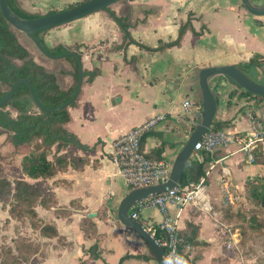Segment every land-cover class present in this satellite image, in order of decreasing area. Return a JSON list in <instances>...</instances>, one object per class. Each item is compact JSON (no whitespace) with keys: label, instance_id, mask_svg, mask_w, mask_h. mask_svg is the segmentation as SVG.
<instances>
[{"label":"crops","instance_id":"obj_1","mask_svg":"<svg viewBox=\"0 0 264 264\" xmlns=\"http://www.w3.org/2000/svg\"><path fill=\"white\" fill-rule=\"evenodd\" d=\"M79 1L19 0L31 13L60 10ZM251 1L264 7V0ZM111 7L117 15L129 17L134 24L130 29L132 36L150 48L176 40L180 26L189 20L193 30L200 34L188 29L180 45L160 51L135 44L126 51H117L114 47L121 44L122 32L108 11L100 10L41 35L49 47L64 45L82 52L84 69L101 71L93 82H86L85 78L76 105L68 108L70 120L64 124L67 131L89 147L76 148L77 155L87 159L85 166L70 165L50 178L34 180L24 174L22 177L30 183L40 182L47 195L56 201L50 209L39 206V215L72 242L74 250L84 255L85 249L98 245L100 258L91 257V264H119L128 253L152 255L139 234L114 216L121 200L131 191L112 160L115 141L134 127L164 116L150 130L143 148L148 155L164 159L172 167L200 120L201 69L234 65L264 84V16L249 13L242 0H121ZM18 36L22 42V36ZM22 43L35 61L56 75L63 90L71 88L70 61L48 57L49 61H41ZM255 57L259 64L246 67ZM210 85L219 100L215 118L230 122L226 130L249 131L250 114L264 122V99L243 94L242 88L225 76L213 77ZM186 100L193 104L190 111L183 106ZM33 143L39 146L37 149L44 147L42 139L36 138ZM159 146L164 147L162 153L157 152ZM58 151L56 144L49 158L54 160L69 149ZM206 157L207 168L214 167H210L207 176L205 199L186 205L182 211L179 224L182 253L195 264H241L233 250L235 246L228 247L229 243L238 242V233L224 218L227 206L224 188L243 193L249 179L263 175L264 165L249 162L235 145L220 147L212 154L194 153L191 159L205 161ZM205 201L210 203L211 210L202 208ZM169 208L172 214L177 210L174 205ZM90 213L96 216L90 217ZM86 217L95 226V232L86 231ZM164 219L158 208H145L139 220L150 228ZM125 264H156V261L128 259Z\"/></svg>","mask_w":264,"mask_h":264},{"label":"trees","instance_id":"obj_2","mask_svg":"<svg viewBox=\"0 0 264 264\" xmlns=\"http://www.w3.org/2000/svg\"><path fill=\"white\" fill-rule=\"evenodd\" d=\"M85 1L87 0L82 2ZM82 2H78L76 5ZM7 3L11 10L22 19H34L43 16L38 13H31L25 10L19 0H7ZM105 10L108 11L111 18L116 22L122 32L123 40L121 44L115 45L114 47L117 51H126V49L132 44L150 51L164 50L169 47L180 45L187 30H193L191 21L189 20L180 26L179 36L176 40L171 42H161L157 48H150L143 45L132 36L130 29L134 24L130 21L128 16L117 15L111 6ZM55 12L57 11H51L45 15L53 14ZM16 30L17 29L6 20L0 6V100L7 94L12 85H14L18 80L25 78L33 83L39 99L45 106L56 107L65 103L73 96L77 86L79 77L77 59L75 57L66 58L73 66V71L70 73L68 72V74L73 77V85L68 90H63L58 84L56 75L48 72L31 56L29 48L21 42ZM193 31L197 35L200 34L195 30ZM45 32L46 31L36 33V37L50 54L60 55L68 51H74V49H70L64 45H58L53 48L47 46L41 38V35ZM79 54L81 57L83 56L82 52H79ZM257 60V57L253 58L249 64L246 65V67L251 68L252 66H256V64H259ZM100 73L101 71L98 68H94L92 70L84 69L86 82H93L94 79L100 75ZM242 91L245 95L257 97V95H254L243 88ZM262 99H264V97ZM216 100L218 103L219 100L217 96ZM75 105L76 102H74L71 107ZM46 118L47 114L35 106L31 92L26 84H21L17 88L12 100L0 107V134H6L7 137H9L10 142L15 147L32 144L36 138L42 139L43 141L44 147L42 150H34L30 152L25 155L21 161L23 174L34 180L53 177L59 171L67 169L70 165L75 168H83L87 161V159L77 155L76 148L88 150L89 147L83 145L78 140L76 135L70 133L64 128V124L70 120L69 109L66 108L51 113L49 120L50 127L48 122H46ZM229 126L230 122L219 121L215 118L208 132L226 130ZM150 134V130L144 133L142 137V147ZM56 144H59V151L62 148H68L70 151L62 153L58 156L56 155V158L51 160L49 157ZM163 149L164 147L159 146L157 148V152L162 153L164 151ZM149 157L156 159L153 155H149ZM207 158L208 157L205 158V161H200L198 158L189 160L184 168L179 187H186L192 182L198 181L202 175H206V172L210 167L209 165L207 168ZM257 158L259 159L257 160ZM256 162L264 165V151L256 152ZM262 176L263 175H257L253 177L249 179L246 184V191L249 200L251 203L259 207H264V177ZM5 196L11 197L13 203L11 207L12 214L15 209L19 207V210L24 208L23 213L33 215L34 217L32 210L36 206H43L50 209L56 204V201L47 195L40 182L30 183L22 178L16 179L14 183H11L8 179L0 178V199H3ZM134 210L137 209L134 208L131 210V213ZM223 214L225 220H227L225 210H223ZM89 221L90 219L86 217L84 223L86 231L91 233L92 229V231L95 232V226L92 223H89ZM90 226L91 229L88 228ZM155 227L157 229L155 237L157 240H160L163 236V232L160 230L158 225ZM39 228L41 229V233L43 235H59L57 228L53 225H43ZM22 246L25 249L24 252H22V258H24V261H26L30 256L33 257L36 254L29 250L31 244L23 243ZM27 250L30 251V253ZM98 250L99 247L97 244L90 247V256L95 259L100 258V252ZM27 254H29L28 258L26 257ZM182 256L183 260H185L187 264H195L194 261L189 260L187 255L182 253ZM0 259H2L1 264H9V262L14 264H25L21 257L12 255V253L7 250L0 252ZM128 259L147 261L154 259V257L153 255L146 256L128 253L120 259L119 264H125V261Z\"/></svg>","mask_w":264,"mask_h":264},{"label":"water","instance_id":"obj_3","mask_svg":"<svg viewBox=\"0 0 264 264\" xmlns=\"http://www.w3.org/2000/svg\"><path fill=\"white\" fill-rule=\"evenodd\" d=\"M119 1L121 0H87L73 7L57 11L53 14L43 15L34 19H22L11 10V8L8 6L7 0H0V6L6 20L14 28L25 33L43 55L55 60L64 59L67 57H75L77 59L79 68V77L75 92L69 100L61 105H58L56 107L45 106L39 99L33 83L28 79L23 78L18 80L14 85L10 87L7 94L0 100V107L4 106L12 100L17 88L21 84H26L31 92V96L35 106L47 114L46 122H48L50 127V114L71 107V105L79 98L85 80L84 64L82 57L76 50L68 51L60 55L50 54L36 37V33L48 31L53 28L72 23L97 11L105 10L106 8ZM242 2L249 13L255 16H264V7L254 5L251 0H242ZM216 76H226L232 79L244 90L249 91L261 98L264 97V84L254 81L237 66L224 65L206 67L201 69L199 72V85L203 98L201 118L191 136L184 144L183 148L175 159L168 179L161 184L132 189L121 200L118 207V220L124 226L131 228L137 234H139V236L143 239L147 248L153 255L157 264H169L166 259V251L164 247L158 242L155 235L152 234L140 220L133 219L131 217L130 211L134 206H136V204L143 201L144 199L155 194L164 193L167 190L179 186L184 168L195 153V145L208 132L216 117L218 111V103L215 93L213 92L210 85V80ZM89 216L94 217L96 216V213H90Z\"/></svg>","mask_w":264,"mask_h":264},{"label":"rangeland","instance_id":"obj_4","mask_svg":"<svg viewBox=\"0 0 264 264\" xmlns=\"http://www.w3.org/2000/svg\"><path fill=\"white\" fill-rule=\"evenodd\" d=\"M82 1L84 0L79 2ZM77 3L64 5L65 7L60 10L67 9ZM55 10L52 8L38 14L45 15ZM16 32L22 36V42L30 47L32 53L39 60L49 61L25 33L19 30H16ZM251 78L255 79L254 76ZM37 148L39 146L33 142L32 144L15 147L6 134L0 135V178L8 179L11 183H14L16 179L22 178L23 171L20 162L30 152L42 150ZM262 174V177H264V172ZM235 194L234 203L226 200L227 206L224 209L227 217L226 221L228 224L233 225L234 230L237 229L238 233V242L233 250L237 252L236 255L241 264H264V207L251 203L247 196L246 188L243 193L236 191ZM12 204L11 197L5 196L0 199V252L10 251L12 255L21 257L25 264H91L90 248L85 249L83 251L85 254L82 255L79 251L74 250L73 243L60 233L58 236H47L41 233L40 226L51 224L46 223L40 217L37 209L39 206L33 208V217V215L23 213L24 208L21 207L20 210L17 207L12 214ZM114 216H117V214ZM88 228L91 229V226ZM23 243L31 244L32 250L31 247H29V250L32 253H36L33 257H29V254H27L26 257L29 258L26 261L22 258V252L25 250L22 246ZM30 251L28 252L30 253ZM1 261L2 259H0V264ZM9 264L14 263L9 262Z\"/></svg>","mask_w":264,"mask_h":264},{"label":"built area","instance_id":"obj_5","mask_svg":"<svg viewBox=\"0 0 264 264\" xmlns=\"http://www.w3.org/2000/svg\"><path fill=\"white\" fill-rule=\"evenodd\" d=\"M186 111H190L193 104L186 100L183 104ZM201 118V113L198 115ZM164 116L154 117L142 125L134 127L126 134L119 137L114 143L113 162L120 168L126 179L128 187L135 188L146 187L150 185L161 184L168 179L171 172V165L164 159H154L149 157L142 147V137L145 132L151 130ZM251 129L245 132H234L230 130H218L207 132L203 138L195 145V153L204 151L208 154L214 153L220 147L235 145L239 151L244 153L249 162L256 161V152L264 151V122L250 114ZM213 168V165H210ZM209 167V169H210ZM202 175L198 181L192 182L186 187H175L164 193L155 194L139 202L131 210L136 208L130 215L133 219H140V212L145 208H158L165 216L163 222L158 226L163 232V236L158 242L166 251V259L169 263L171 259L176 264L177 258H182L181 245L183 238L180 233V219L184 207L188 204H197L205 199V189L207 176ZM226 200L234 203L235 192L230 187L225 186ZM170 205L176 207V212H170ZM203 209L211 210V205L205 201ZM148 230L155 235L156 227H150ZM237 243V242H236ZM235 242L229 243L228 247L236 246Z\"/></svg>","mask_w":264,"mask_h":264},{"label":"clouds","instance_id":"obj_6","mask_svg":"<svg viewBox=\"0 0 264 264\" xmlns=\"http://www.w3.org/2000/svg\"><path fill=\"white\" fill-rule=\"evenodd\" d=\"M169 264H173V261L170 259ZM176 264H186V261H182V258H177Z\"/></svg>","mask_w":264,"mask_h":264}]
</instances>
